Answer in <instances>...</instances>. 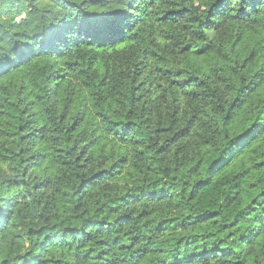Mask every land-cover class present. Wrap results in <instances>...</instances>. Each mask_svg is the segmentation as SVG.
I'll list each match as a JSON object with an SVG mask.
<instances>
[{
    "label": "trees",
    "instance_id": "obj_1",
    "mask_svg": "<svg viewBox=\"0 0 264 264\" xmlns=\"http://www.w3.org/2000/svg\"><path fill=\"white\" fill-rule=\"evenodd\" d=\"M0 264H264V0H0Z\"/></svg>",
    "mask_w": 264,
    "mask_h": 264
},
{
    "label": "rangeland",
    "instance_id": "obj_2",
    "mask_svg": "<svg viewBox=\"0 0 264 264\" xmlns=\"http://www.w3.org/2000/svg\"><path fill=\"white\" fill-rule=\"evenodd\" d=\"M22 18H24V17L19 18V20H21Z\"/></svg>",
    "mask_w": 264,
    "mask_h": 264
}]
</instances>
